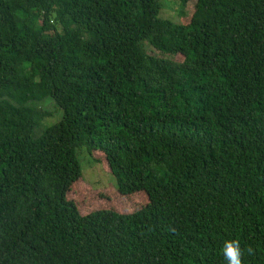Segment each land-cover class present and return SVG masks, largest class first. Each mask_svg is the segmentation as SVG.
Instances as JSON below:
<instances>
[{"label": "trees", "instance_id": "1", "mask_svg": "<svg viewBox=\"0 0 264 264\" xmlns=\"http://www.w3.org/2000/svg\"><path fill=\"white\" fill-rule=\"evenodd\" d=\"M162 1L0 0V264H264V0Z\"/></svg>", "mask_w": 264, "mask_h": 264}, {"label": "rangeland", "instance_id": "2", "mask_svg": "<svg viewBox=\"0 0 264 264\" xmlns=\"http://www.w3.org/2000/svg\"><path fill=\"white\" fill-rule=\"evenodd\" d=\"M163 9L166 17L180 22L185 16L188 15L187 10L184 5L182 6L179 0H164L162 1ZM150 48H148V51ZM54 112V118L49 122V124L55 123V121L60 120L61 113L57 110L55 104L50 102ZM99 159L94 161L90 156L86 147L78 150V159L81 165L82 177L84 179L83 187L74 189L73 193L70 194V199H73L78 203L81 209H96L88 208L90 205L101 204L104 208H114V207H130L133 206L134 209L141 207L142 203H146V198L136 197L132 201L122 200L119 197H113L115 190L114 185L116 184L115 178L109 174L108 165L106 163L105 157L99 154ZM115 202L118 204L115 205ZM120 206V207H119Z\"/></svg>", "mask_w": 264, "mask_h": 264}, {"label": "clouds", "instance_id": "3", "mask_svg": "<svg viewBox=\"0 0 264 264\" xmlns=\"http://www.w3.org/2000/svg\"><path fill=\"white\" fill-rule=\"evenodd\" d=\"M221 252L227 264H244L245 253L252 254L253 249H244L239 239H230L224 242Z\"/></svg>", "mask_w": 264, "mask_h": 264}]
</instances>
